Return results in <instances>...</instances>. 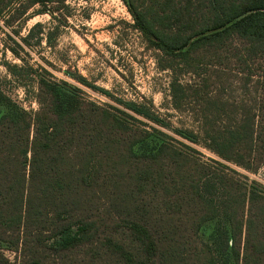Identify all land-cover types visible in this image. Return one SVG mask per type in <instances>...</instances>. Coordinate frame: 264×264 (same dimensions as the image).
<instances>
[{
    "label": "trees",
    "instance_id": "1",
    "mask_svg": "<svg viewBox=\"0 0 264 264\" xmlns=\"http://www.w3.org/2000/svg\"><path fill=\"white\" fill-rule=\"evenodd\" d=\"M42 1L23 0L20 14ZM123 1L163 57L158 67L170 72L172 107L196 106L204 146L246 169L264 163V0ZM12 5L0 0V18L17 11ZM233 86L240 100L223 98ZM117 100L166 125L145 105ZM36 101L33 113L0 115V264H216L196 234L216 215L213 193L224 176L167 141L134 152L145 128L55 81L37 79ZM231 252L237 264H264L259 191L251 192L246 234L242 243L232 238Z\"/></svg>",
    "mask_w": 264,
    "mask_h": 264
},
{
    "label": "rangeland",
    "instance_id": "2",
    "mask_svg": "<svg viewBox=\"0 0 264 264\" xmlns=\"http://www.w3.org/2000/svg\"><path fill=\"white\" fill-rule=\"evenodd\" d=\"M128 2L139 4V0ZM22 3L13 0L12 8L17 11L0 18V90L4 95L0 115L19 108L37 111V79L55 81L84 101L145 128L148 135L133 146L134 152L167 141L193 159L208 163L218 177L224 176L225 183L217 179L213 193L216 215L200 225L197 241L210 245L216 264H237L231 252L232 238L244 240L251 192L264 196V163L254 169L256 162H252L251 169H246L220 159L204 146L196 106L172 107L170 72L158 67L161 54L135 27L123 0H44L20 14ZM78 77L109 94L85 85ZM235 86L224 91L223 98L240 100L242 92ZM117 99L145 105L166 125L130 112ZM176 129L192 131L198 140L191 142ZM255 209L254 204L252 211ZM3 251L9 258L14 255L8 248Z\"/></svg>",
    "mask_w": 264,
    "mask_h": 264
}]
</instances>
